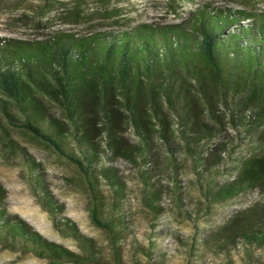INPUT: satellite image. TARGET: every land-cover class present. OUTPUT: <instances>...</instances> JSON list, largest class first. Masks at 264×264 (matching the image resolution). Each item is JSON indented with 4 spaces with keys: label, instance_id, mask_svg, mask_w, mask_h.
Masks as SVG:
<instances>
[{
    "label": "rangeland",
    "instance_id": "374dc122",
    "mask_svg": "<svg viewBox=\"0 0 264 264\" xmlns=\"http://www.w3.org/2000/svg\"><path fill=\"white\" fill-rule=\"evenodd\" d=\"M203 9L264 11V0H0V63L14 47L49 51L60 35H118L142 25L188 29ZM251 23L252 18L242 19L230 29ZM183 75L194 96V119L210 134L199 136L197 127L181 119L184 101L172 91L174 77H153V89L151 77L144 75L147 92L157 91L160 83L166 87L162 80L170 83L174 106L165 92L156 99L169 128L144 116L152 126L144 143L117 86L114 135L120 149L107 143L103 118L90 113L102 132L93 139L89 177L47 141L10 121L0 99L5 132L0 136V225L23 221L69 256L40 257L17 242L0 243V264H264V185L215 200L221 187L239 179L243 161L262 154L264 97L252 98L247 88L226 98L207 77L214 86L215 116L210 117L196 80ZM37 96L68 126L56 101L41 90ZM8 110L21 117L12 105ZM212 152L217 158L208 162ZM93 207L111 231L94 222Z\"/></svg>",
    "mask_w": 264,
    "mask_h": 264
},
{
    "label": "trees",
    "instance_id": "16d2710c",
    "mask_svg": "<svg viewBox=\"0 0 264 264\" xmlns=\"http://www.w3.org/2000/svg\"><path fill=\"white\" fill-rule=\"evenodd\" d=\"M249 1L243 0L244 3ZM251 18L254 23L230 29L240 20ZM189 26L188 29L180 26L154 29L152 25H142L118 35L96 33L87 38L60 35L49 46V51L39 47L33 50L14 47L8 51L7 60L0 63L3 112L10 121L54 146L87 177L95 156L93 139L102 132L90 113L103 118L107 127L104 131L111 139L107 143L115 150L120 149L114 135L115 116L119 115L115 104H120L116 97L117 86L144 143H147L148 127H152L149 118L144 116H155L161 129L169 128L162 109L156 106V99L163 92L169 95L172 106V91L181 96L184 101L181 119L185 125L191 129L197 127L201 137L209 135L211 130L199 127L194 119V96L183 74L196 80L210 117L215 116L211 91L214 86L207 82V77L223 88L226 98L228 92L239 94L247 88L252 98L264 97V11L203 9ZM144 75L151 77L153 89V77H174V90H169L170 83L162 80L166 87L160 83L157 91L147 92ZM39 90L58 103L68 126L50 114L37 96ZM8 105L15 107L21 117L10 113ZM4 134L0 120V136ZM261 139L264 141V134ZM76 146L82 154H77ZM216 158L217 154L212 152L206 159L209 162ZM258 183L264 185V147L262 154L241 163L239 179L221 187L215 200ZM91 216L95 223L111 231L110 224L100 220L96 207L91 209ZM16 242L40 257H69L68 252L56 244L43 242L27 223L5 220L0 225V243L13 247Z\"/></svg>",
    "mask_w": 264,
    "mask_h": 264
}]
</instances>
